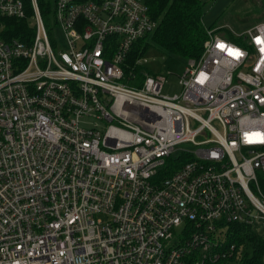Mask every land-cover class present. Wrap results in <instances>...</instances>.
<instances>
[{
    "label": "built area",
    "instance_id": "obj_1",
    "mask_svg": "<svg viewBox=\"0 0 264 264\" xmlns=\"http://www.w3.org/2000/svg\"><path fill=\"white\" fill-rule=\"evenodd\" d=\"M31 6L0 0V264H241L230 225L264 237V23L210 30L169 96L144 57L125 72L145 0Z\"/></svg>",
    "mask_w": 264,
    "mask_h": 264
},
{
    "label": "trees",
    "instance_id": "obj_2",
    "mask_svg": "<svg viewBox=\"0 0 264 264\" xmlns=\"http://www.w3.org/2000/svg\"><path fill=\"white\" fill-rule=\"evenodd\" d=\"M26 15L32 14L31 0H21ZM55 0H36L42 18L48 23L53 16ZM78 3L99 0H74ZM150 17L156 21L155 32L136 42L127 59L126 73L132 71L142 79L143 69L136 66L137 59L154 48L162 54L177 56L188 61L198 62L208 40V32L213 27L203 23L205 4L201 0H145ZM2 36L6 40H24L29 30L27 20L3 19ZM31 34V33H30ZM29 35V34H28ZM228 244H234L240 254L241 264H263L264 237L253 230L231 224L227 235ZM242 248L243 251L242 252ZM237 256V254H236Z\"/></svg>",
    "mask_w": 264,
    "mask_h": 264
},
{
    "label": "rangeland",
    "instance_id": "obj_3",
    "mask_svg": "<svg viewBox=\"0 0 264 264\" xmlns=\"http://www.w3.org/2000/svg\"><path fill=\"white\" fill-rule=\"evenodd\" d=\"M201 1L205 4L204 25L210 27L212 24H215V27L210 30L214 31V34L221 38L230 39L233 38L234 33L239 34L238 32L240 31L237 29V25L241 23V21L242 24H252L258 21L259 24L260 22L264 23V18H260L262 20L257 18L260 11L258 6H260V4L258 5L256 0ZM260 7H262V5ZM225 22L228 23L227 26L224 25ZM143 57L146 59V64H144L146 70L153 74L167 75V83L163 89V94L169 96L179 94L180 87L178 85V77L181 76L187 68L186 60L177 56L162 54L154 48L150 49ZM104 130L105 127L102 128V131Z\"/></svg>",
    "mask_w": 264,
    "mask_h": 264
},
{
    "label": "crops",
    "instance_id": "obj_4",
    "mask_svg": "<svg viewBox=\"0 0 264 264\" xmlns=\"http://www.w3.org/2000/svg\"><path fill=\"white\" fill-rule=\"evenodd\" d=\"M256 3L259 5L260 4V6L262 5V7H260V6H258V8H259V13H258V15H257V18L259 19V20H262V19H260V18H264V4H263V2L261 1V0H256ZM259 22V21H258ZM252 23V24H242V21H241V23H238V30L240 31V32H238L239 34H233V37H235L236 35H240V34H243L244 32H246L247 30H249V29H251V28H253L254 26H256L257 24H259V23ZM260 23H262V22H260ZM227 22H225V26H227ZM223 25V26H224ZM213 28L215 27V24H212L211 25ZM210 26V27H211ZM207 27V26H206ZM219 27H222V26H219ZM218 27V28H219ZM209 28V27H208ZM229 39V38H228ZM230 39H232V38H230ZM149 72V71H148ZM151 73V72H150ZM153 74V73H152ZM166 86V85H165ZM165 86H164V88H165Z\"/></svg>",
    "mask_w": 264,
    "mask_h": 264
}]
</instances>
